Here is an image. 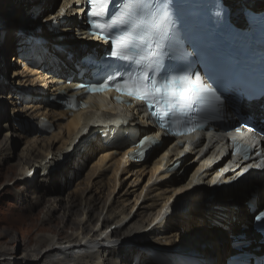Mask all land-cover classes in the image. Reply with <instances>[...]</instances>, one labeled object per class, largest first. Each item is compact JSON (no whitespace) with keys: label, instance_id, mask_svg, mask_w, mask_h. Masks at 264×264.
Wrapping results in <instances>:
<instances>
[{"label":"bare ground","instance_id":"1","mask_svg":"<svg viewBox=\"0 0 264 264\" xmlns=\"http://www.w3.org/2000/svg\"><path fill=\"white\" fill-rule=\"evenodd\" d=\"M73 2L0 0V165L15 158L1 179L22 186L16 197L19 204L33 192V206L21 208L23 212L36 208L44 212L41 222L47 227L63 224L70 229L61 243L63 230L45 227L50 234L42 235L34 246L28 241L23 261L155 264L142 248L191 244L202 238L213 256L212 264H229L237 254L232 237L245 226L252 228L248 205L256 200L257 207L264 209V168L242 181L247 167L256 165L255 159L242 160L221 184L227 168L219 165L223 159L218 153L220 141L195 146L188 160L183 158L185 150L172 148L155 161L127 167L122 157L134 151L130 142L121 150L100 139L81 144L96 120L98 105L66 116L46 100L47 95L69 89L61 82L73 61L56 45L79 42L76 26L81 22L74 16L79 6ZM22 30L30 31L37 41L24 45ZM82 51L76 50L78 57ZM55 58L57 67L50 63ZM42 119L53 123L47 135L35 133ZM128 123L153 133L143 127L140 117L131 115ZM16 138L22 146L13 153ZM262 149L259 144L256 150ZM116 151L120 155L110 160ZM218 187L226 192L217 195ZM62 208L65 215L59 219L56 214Z\"/></svg>","mask_w":264,"mask_h":264},{"label":"snow or ice","instance_id":"2","mask_svg":"<svg viewBox=\"0 0 264 264\" xmlns=\"http://www.w3.org/2000/svg\"><path fill=\"white\" fill-rule=\"evenodd\" d=\"M110 3L112 0H87V5L91 6L87 15L95 18L91 24L97 31L92 35L111 42L110 57L123 62L127 71L113 73L102 83L86 86L90 91L112 90L114 86L122 94L145 101L150 109L154 107L150 97H171L176 101L192 99L197 111L204 113L206 118L208 114L221 110L225 102L231 99L255 102V95L245 90H234L226 95L216 86L217 80L213 76H209V82L205 84L195 72L189 71V62H181L175 55L183 0H119L116 11L105 20ZM60 14H64L63 8ZM186 79H194L197 83L191 88H183L181 85ZM188 92L193 94L192 97L186 95ZM259 95L264 98V90ZM152 114L157 115L154 111ZM183 115L188 116V113ZM160 119L163 120V117ZM197 127L202 128L203 125L189 127L187 132L191 133ZM247 130L255 131L253 127ZM255 219L264 220V213L257 214Z\"/></svg>","mask_w":264,"mask_h":264},{"label":"rangeland","instance_id":"3","mask_svg":"<svg viewBox=\"0 0 264 264\" xmlns=\"http://www.w3.org/2000/svg\"><path fill=\"white\" fill-rule=\"evenodd\" d=\"M13 60L12 64H15ZM22 135L23 134H21V136ZM2 138L3 135L0 134V145L3 142ZM19 141L21 142L19 138L14 139V145H12L13 153L20 150L22 145ZM11 164H15V158L11 159L8 163L4 162L0 165V252L3 250L8 251L1 253L0 264H38L37 261H23L24 257L28 255L26 252L28 241L32 242L31 244L34 246L35 242L38 241L42 235H49L50 233L48 231H44L46 227L49 231H53L55 228L62 229L64 232L60 240L62 243L65 242L62 238L66 237L67 233H70V229L66 228L63 224L53 225L52 228L47 227L41 222L44 217V212L41 211L39 213V211L35 210L36 208L31 209L28 213L21 210V208H26L31 204L33 206L31 198L34 199V194L33 192H29L26 200L21 201L20 204L16 202V197L22 192V186L16 184V182L7 183L5 180L1 179L3 174L7 173L6 168ZM54 197H58V195ZM64 212L63 208L60 209L56 217L62 219L65 215ZM73 219L74 217L72 220ZM29 236L32 237L31 241L29 240ZM9 248H12V250L9 251Z\"/></svg>","mask_w":264,"mask_h":264}]
</instances>
